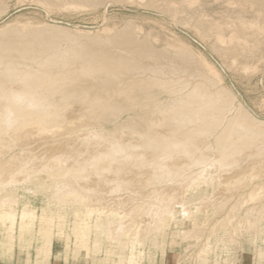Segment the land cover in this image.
I'll use <instances>...</instances> for the list:
<instances>
[{
	"label": "rangeland",
	"instance_id": "obj_1",
	"mask_svg": "<svg viewBox=\"0 0 264 264\" xmlns=\"http://www.w3.org/2000/svg\"><path fill=\"white\" fill-rule=\"evenodd\" d=\"M34 29L38 34L36 44L47 47L42 53L45 57L71 48L82 54L86 52L83 48L86 43L104 53L119 47L118 55L131 57L123 65L132 67L138 62L140 66H151L154 71L147 75L171 83L165 90L149 93L150 97L143 98L139 93L130 101L117 93L110 101L111 106L102 113L107 121L85 129L97 132L123 122L130 124L133 116H141L138 122L141 124L149 115L144 109L146 104L152 106L155 114L173 95L186 96L203 87L209 93L222 88L229 94L230 105L226 106L221 127L239 109L243 110L242 119L249 114L264 121V0H0V38L20 34L23 38L30 36L29 39L34 36ZM129 37L136 42L129 41ZM92 57H78L75 62L87 63ZM72 59L66 60L67 64L74 63ZM105 78L104 84L109 87L119 79L111 80L109 75ZM2 139L8 145L11 142L6 136ZM206 142L214 143L213 135ZM201 144L200 148L204 142ZM6 155L1 153L0 157ZM18 158L15 167L1 171L0 201L6 198L11 207L7 205L4 209L15 211L16 222L11 246L3 251L0 245V264H33L42 226L51 227L49 264H264V186L257 189L264 181V173L253 180H249V172L243 176L239 173L237 178L243 187L237 188L230 182L228 191H223L219 180L209 179L210 182L190 190L181 205H173L164 226L159 231H149L148 240L138 252L128 249L126 237L120 238L121 244L117 241L119 245L115 247V242L106 238L105 221L114 215L97 217L85 210L87 204L106 208L103 210L109 213V206L113 205L110 197L114 194L103 193L102 197L96 194L85 204L79 199H59L57 183L63 177L58 168L48 164L46 169L20 177V173H27L28 156ZM17 166L19 170L15 174ZM198 166L193 168L197 170ZM237 169L240 168L232 172ZM206 170L205 174L212 173L208 178L216 177L220 171L211 164ZM157 179L147 186L148 195L135 199L128 198L130 191L124 192L131 183L126 186L122 181H104L103 184L116 188L113 192L121 199V205L116 206L132 221L125 223L128 226L124 224L125 229L133 230L136 224L139 229L147 228L153 217L147 213L148 203L159 196L153 190L154 185L161 184ZM254 186L253 194L246 199ZM215 197L220 199L217 205L206 206L207 210L193 218L183 215V208V212L185 208L192 211L199 201L210 203ZM21 209L31 211L33 218L24 235L25 241L19 245ZM83 219L88 222V231L84 228L87 238L83 246H76L73 228L82 221L85 223ZM1 231L0 227V240Z\"/></svg>",
	"mask_w": 264,
	"mask_h": 264
},
{
	"label": "bare ground",
	"instance_id": "obj_2",
	"mask_svg": "<svg viewBox=\"0 0 264 264\" xmlns=\"http://www.w3.org/2000/svg\"><path fill=\"white\" fill-rule=\"evenodd\" d=\"M35 35L38 36L36 29L29 39L27 37L30 36L23 38L20 34H7L0 38V137L6 136L11 140L9 145L5 139L0 140V154H7L0 157V182L3 181L1 171L9 166L15 167L14 161L27 154L28 170L26 174L20 173V177L54 164L63 177L57 183L59 199H79L85 204L96 194L97 197H102L100 194L103 193L107 196L114 194L110 197L113 205L109 206V213L104 211L106 208L103 210L87 204L85 210L88 215L96 214L97 217L114 215L115 219L109 217L105 221L108 225L104 232L106 238L115 242V247L121 244L118 241L120 238L126 237L128 249L139 252L148 240L146 235L149 231H159L169 219L173 205H181L190 190L205 182L219 180L217 182L221 183L223 191H228V183L237 188L243 187L237 174L243 176L249 172V180H253L264 173V121L256 120L249 114L242 119L243 110L239 109L221 127L226 106L231 100L222 88L209 93L203 87L186 96L173 95L155 114L152 106L146 104L144 109L149 115L141 124H138L141 116H133L130 124L123 122L110 129L97 128V132L85 129L94 124L101 126L107 121L106 114L102 113L111 106L110 101L117 93H122L124 100L130 101L139 93L143 94V98L150 97L149 93L156 89L165 90L171 83L159 76L147 75V72L154 71L153 67L140 66L136 60L138 66L123 65L131 57L123 53L118 55V46L111 53H104L102 49L99 51L86 43L89 46L83 44L86 52L82 54L71 48L45 57L46 54L42 53L47 47L38 46ZM128 39L136 42L133 38ZM90 55L94 57L87 63L75 62L78 57L84 59ZM97 57L103 59L98 60ZM68 59L74 60V63L67 64ZM116 65L118 67L114 69ZM142 74H145L144 77ZM106 75L111 76V80L119 79L114 81L115 85L105 86ZM136 125L138 128H135ZM211 135L214 143L206 142ZM201 142H204L202 148L199 147ZM210 157L204 165L203 162ZM208 164L220 169L211 179L208 178L211 172L205 174ZM195 165H199L197 170L193 168ZM237 167L240 169L232 172ZM18 170L17 166L15 174ZM156 177L161 184L154 185L153 190L157 194L155 196H159L148 203L147 213L153 217L147 228L139 229L136 224L133 230L132 227L125 229L124 224L132 221L116 206L121 202L119 195L113 192L116 188L103 184L104 181L131 183V186L126 184L130 189L126 187L124 192L130 191L128 198L135 199L149 194L146 189L150 187L147 186L156 181ZM263 186L264 181L257 189ZM254 188L245 196L246 199L251 197ZM219 200L215 197L210 203L199 201L194 210L185 208L183 212V208L182 213L193 218L207 210L206 206L217 205ZM7 205L3 197L0 201V227L3 232L0 245L3 251L11 246L16 222L15 211L4 209ZM125 216L127 219H124ZM31 218V211L20 210L17 229L19 245L25 241L24 235L30 228ZM83 220L86 224L82 221L73 228L76 246H83L87 238L84 228L88 231V222ZM50 228L39 227L36 257L50 253Z\"/></svg>",
	"mask_w": 264,
	"mask_h": 264
},
{
	"label": "crops",
	"instance_id": "obj_3",
	"mask_svg": "<svg viewBox=\"0 0 264 264\" xmlns=\"http://www.w3.org/2000/svg\"><path fill=\"white\" fill-rule=\"evenodd\" d=\"M51 252V249H50ZM50 261V253L49 255H44L41 257H36V255L34 256V260H33V264H49Z\"/></svg>",
	"mask_w": 264,
	"mask_h": 264
}]
</instances>
